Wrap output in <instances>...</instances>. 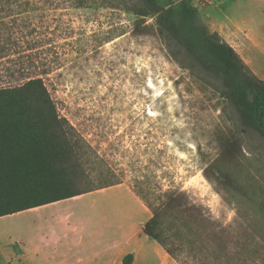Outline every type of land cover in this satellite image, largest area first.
Wrapping results in <instances>:
<instances>
[{
    "label": "rangeland",
    "instance_id": "rangeland-1",
    "mask_svg": "<svg viewBox=\"0 0 264 264\" xmlns=\"http://www.w3.org/2000/svg\"><path fill=\"white\" fill-rule=\"evenodd\" d=\"M189 1L261 79L264 0ZM138 10L137 0H0V88L44 78L86 142L76 148L80 190L122 183L141 199L184 193L198 219L164 218L181 259L264 264V140L242 132L219 93L170 56L156 18ZM228 141L238 143L231 162L220 158ZM56 211L0 218V264H18L21 233Z\"/></svg>",
    "mask_w": 264,
    "mask_h": 264
},
{
    "label": "trees",
    "instance_id": "trees-1",
    "mask_svg": "<svg viewBox=\"0 0 264 264\" xmlns=\"http://www.w3.org/2000/svg\"><path fill=\"white\" fill-rule=\"evenodd\" d=\"M137 1L141 16L156 18L170 56L196 80L219 93L224 113H232L242 132L264 140V80L235 48L209 29L189 0L166 8L157 0ZM73 131L44 78L37 76L0 88V218L120 184L79 189L82 180L74 168L83 165V157L76 148L84 140L74 137ZM237 153L238 143L228 141L220 158L231 162ZM142 199L153 213L145 234L177 262L190 264L177 253L184 248L166 234L164 218L178 212L185 220H195L197 208L182 192L149 193Z\"/></svg>",
    "mask_w": 264,
    "mask_h": 264
},
{
    "label": "crops",
    "instance_id": "crops-1",
    "mask_svg": "<svg viewBox=\"0 0 264 264\" xmlns=\"http://www.w3.org/2000/svg\"><path fill=\"white\" fill-rule=\"evenodd\" d=\"M71 202L88 203L79 209L64 206ZM51 208L59 211L43 213L36 225L28 226L30 232L19 236L18 264H178L145 234L152 211L125 184L35 209L44 212ZM33 230L36 240L31 238ZM0 237L4 238L1 231Z\"/></svg>",
    "mask_w": 264,
    "mask_h": 264
}]
</instances>
